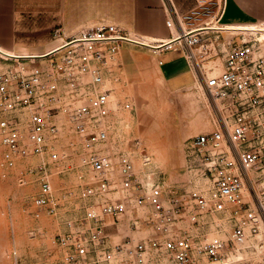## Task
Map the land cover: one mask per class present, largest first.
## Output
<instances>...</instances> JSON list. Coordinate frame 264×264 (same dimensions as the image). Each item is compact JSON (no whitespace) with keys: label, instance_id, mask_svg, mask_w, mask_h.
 <instances>
[{"label":"built area","instance_id":"built-area-1","mask_svg":"<svg viewBox=\"0 0 264 264\" xmlns=\"http://www.w3.org/2000/svg\"><path fill=\"white\" fill-rule=\"evenodd\" d=\"M226 2L194 0L190 11L166 21L180 34L163 48L190 49L211 127L191 142L184 187L167 185L146 155L139 171L131 142L117 135L119 112L132 107H118L108 80L120 47H144L140 39L101 25L70 39L55 30L54 47L40 55L0 50L2 167L14 170L36 160L28 170L39 186L36 218L60 211L55 176L77 170L81 182L67 193L65 205L75 217L58 237L62 256L56 264L100 260L109 246L110 258L124 256L131 264L154 258L216 263L264 233V39L261 33L226 39L229 29L209 28L231 26L221 23ZM211 6L210 23L187 29L191 14ZM210 33L217 36L209 42ZM213 59H222L220 68L217 60L209 68L203 64ZM133 145L140 149L138 141ZM19 182L24 185L25 177ZM121 231L123 244H114Z\"/></svg>","mask_w":264,"mask_h":264},{"label":"rangeland","instance_id":"rangeland-1","mask_svg":"<svg viewBox=\"0 0 264 264\" xmlns=\"http://www.w3.org/2000/svg\"><path fill=\"white\" fill-rule=\"evenodd\" d=\"M213 11L215 6L200 8L197 14H191V18L185 21L187 29L210 23L207 19ZM229 35L223 36L229 39ZM215 36V33H210L205 37L210 42ZM189 50H179L180 57L171 62L176 70L170 75L150 54L131 55L127 62H123L119 53L117 70L108 80L118 107L122 103H129L132 107L130 111L119 112L122 123L118 126L117 135L131 142L129 145L137 169L143 170L142 159L148 156L153 169L162 173L164 182L171 187L186 185L191 142L196 135L211 128L202 104L203 91L195 83L194 60L188 59ZM216 60H206L203 64L209 68L213 65L209 62ZM221 62L222 59L216 61L219 68ZM2 64L0 60V66ZM186 75L192 77V84L177 87ZM135 141L139 142L140 149L134 148ZM3 157L4 149L0 143V264H56L62 256L58 237L65 232L66 221L75 217V212H69L71 204L65 205V201L67 193L77 191L81 183L77 170L65 169L64 174L54 177L55 194L61 203L58 215L45 212L36 218L33 200L38 195L39 186L36 177L28 173L29 165L35 164L36 160H26L14 170H6L1 165ZM21 176L25 177L24 185L19 182ZM68 202L72 203L71 200ZM71 209L73 211V207ZM226 234L220 237L226 239L230 233ZM125 235L121 231L113 237V243L123 244ZM209 236L219 235L209 233ZM109 248L112 247L106 248V254L100 260L87 264H131L124 256L110 258ZM149 264L169 263L164 258H154ZM203 264H264V233L252 237L238 252L225 256L221 261Z\"/></svg>","mask_w":264,"mask_h":264},{"label":"crops","instance_id":"crops-1","mask_svg":"<svg viewBox=\"0 0 264 264\" xmlns=\"http://www.w3.org/2000/svg\"><path fill=\"white\" fill-rule=\"evenodd\" d=\"M193 7L194 0H0V50L11 55H40L54 47L55 30L70 39L101 25H114L129 37L160 47L179 32L167 27V19ZM221 23H264V0H227ZM168 50L123 44L119 58L127 62L131 55L150 54L170 75L176 70L171 62L180 57V49ZM192 82L186 75L177 87Z\"/></svg>","mask_w":264,"mask_h":264},{"label":"bare ground","instance_id":"bare-ground-1","mask_svg":"<svg viewBox=\"0 0 264 264\" xmlns=\"http://www.w3.org/2000/svg\"><path fill=\"white\" fill-rule=\"evenodd\" d=\"M183 28H185V24L183 23ZM209 28H214V29H229L226 30L229 33H244V34H255V33H261L262 38L264 39V23H258V24H246V25H231V26H227V27H220L218 25H211L209 26ZM175 29V28H174ZM177 32V31H176ZM175 32V33H176ZM203 32H208V30H203ZM203 32H201L200 34H202ZM179 32L176 33V36H179ZM199 34V35H200ZM198 35V34H197ZM198 36H194V38H197ZM7 53V52H5ZM8 55H11L10 53H8ZM4 57H8V56H4Z\"/></svg>","mask_w":264,"mask_h":264},{"label":"water","instance_id":"water-1","mask_svg":"<svg viewBox=\"0 0 264 264\" xmlns=\"http://www.w3.org/2000/svg\"><path fill=\"white\" fill-rule=\"evenodd\" d=\"M173 42V41H172ZM171 42V43H172ZM140 45H142V46H144V47H148V48H153V49H157V48H160V47H165V46H167V45H161L160 47H154V46H150V45H146V44H140Z\"/></svg>","mask_w":264,"mask_h":264}]
</instances>
